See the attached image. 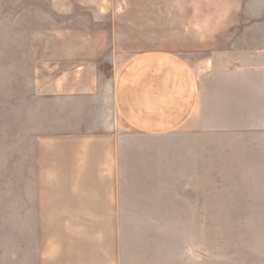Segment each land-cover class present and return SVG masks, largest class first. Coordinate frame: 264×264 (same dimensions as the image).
<instances>
[{
    "label": "crops",
    "instance_id": "obj_1",
    "mask_svg": "<svg viewBox=\"0 0 264 264\" xmlns=\"http://www.w3.org/2000/svg\"><path fill=\"white\" fill-rule=\"evenodd\" d=\"M190 2L173 52L127 62L173 74H115L42 104L30 74L13 166L0 126V264H167L149 224L228 221L237 208L264 223V0ZM25 33L14 49L32 61L37 35Z\"/></svg>",
    "mask_w": 264,
    "mask_h": 264
},
{
    "label": "rangeland",
    "instance_id": "obj_2",
    "mask_svg": "<svg viewBox=\"0 0 264 264\" xmlns=\"http://www.w3.org/2000/svg\"><path fill=\"white\" fill-rule=\"evenodd\" d=\"M82 1L0 0V43L5 42L0 48V126H8L7 158L3 160L8 167L14 165L15 109L17 103L20 108L21 89L24 94L30 85V74H35L40 104L63 97L64 87L75 93V87L91 82L99 85L103 78L112 79L115 74H173V64L127 62L144 53L173 52L176 27H180L176 20L179 17L180 23L181 18L190 17L189 12L181 16L178 10L190 0H88L101 8L79 4ZM192 2L203 12L218 6L219 0ZM97 10L108 12L98 14ZM31 26L37 35L33 60L30 56L21 60L18 54L31 53H21L14 45ZM182 41L179 38V43ZM40 118L49 116L45 112ZM168 166L173 167V162ZM173 180V175L167 177V183L173 184ZM204 195L200 192V198ZM230 211L231 215L224 217L228 221L149 227L166 236L167 264H264V223L253 221V216H240V208Z\"/></svg>",
    "mask_w": 264,
    "mask_h": 264
}]
</instances>
